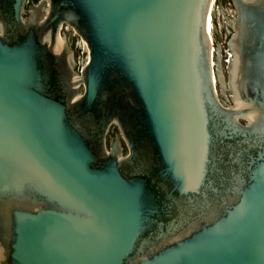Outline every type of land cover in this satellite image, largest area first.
I'll return each mask as SVG.
<instances>
[{
    "label": "water",
    "instance_id": "obj_1",
    "mask_svg": "<svg viewBox=\"0 0 264 264\" xmlns=\"http://www.w3.org/2000/svg\"><path fill=\"white\" fill-rule=\"evenodd\" d=\"M27 1L0 0V264H264V0H232L228 81L212 0Z\"/></svg>",
    "mask_w": 264,
    "mask_h": 264
},
{
    "label": "rangeland",
    "instance_id": "obj_2",
    "mask_svg": "<svg viewBox=\"0 0 264 264\" xmlns=\"http://www.w3.org/2000/svg\"><path fill=\"white\" fill-rule=\"evenodd\" d=\"M40 0H30L32 3H39ZM214 18V16H213ZM235 18V8L231 4L230 0H218V8L215 11V20L213 19L214 26H217V30L213 28L214 35V44L216 47V52H218V47L221 50V58H222V69L226 76V81L229 80V74L227 71L228 60L231 57V50H229V37L233 33V24ZM64 36L68 39L71 47H73L74 55L73 59L77 62L78 66H83L88 59V54L84 53V48L87 49L86 43L79 36H75V31L69 27L64 26ZM74 38L76 42L74 43ZM215 52V51H214ZM218 90L220 91V96L226 99L229 103L232 102L231 93L229 91H225L223 94L222 86L220 83L217 85ZM117 130L115 128L114 132ZM114 132H110V135H113ZM109 138V137H108Z\"/></svg>",
    "mask_w": 264,
    "mask_h": 264
},
{
    "label": "bare ground",
    "instance_id": "obj_3",
    "mask_svg": "<svg viewBox=\"0 0 264 264\" xmlns=\"http://www.w3.org/2000/svg\"><path fill=\"white\" fill-rule=\"evenodd\" d=\"M215 1H216V0H212V1H211V6H210V9H209V12H208V18H207V26H206L207 31L209 32V34H210V36H211L213 42H214L213 28L216 27V28H214V29L217 30V26H214V24H213V19H214L213 16H214V5H215ZM82 40H84V39H82ZM84 42L86 43V46H87V42H86L85 40H84ZM214 46H215V44H214ZM87 47H88V46H87ZM87 49H88V52H87V54H88V59L86 60V62L89 61V58H90V51H89L90 49H89V47H88ZM213 50L215 51V52H214V56H215V53H216V47H214ZM213 61H214V64H216V63H215V57H214ZM214 77H215V75H214ZM215 81H216V80H215Z\"/></svg>",
    "mask_w": 264,
    "mask_h": 264
},
{
    "label": "flooded vegetation",
    "instance_id": "obj_4",
    "mask_svg": "<svg viewBox=\"0 0 264 264\" xmlns=\"http://www.w3.org/2000/svg\"><path fill=\"white\" fill-rule=\"evenodd\" d=\"M40 2H41V0L39 1V3H40ZM230 2H231V4L233 5V7L235 8V18H234V24H235L236 18H237V16H238V11H237L236 7L234 6L232 0H230ZM29 3H32V2H30V0H28V1H27V5H26V8H28ZM34 4H35V3H34ZM37 4H38V3H37ZM234 24H233V33H234ZM231 36H232V35H231ZM231 36L229 37V40H230ZM115 128H117V130L114 132ZM110 132H114L113 135H110V136H115V135L119 134V128H118V127H114L113 129H111ZM123 143H124V142H123ZM124 145H125V143H124ZM125 146H126V145H125Z\"/></svg>",
    "mask_w": 264,
    "mask_h": 264
},
{
    "label": "built area",
    "instance_id": "obj_5",
    "mask_svg": "<svg viewBox=\"0 0 264 264\" xmlns=\"http://www.w3.org/2000/svg\"><path fill=\"white\" fill-rule=\"evenodd\" d=\"M217 8H218V0L215 1V5H214V20H215V11H216ZM85 52L87 53L88 52V49H85L84 48V53Z\"/></svg>",
    "mask_w": 264,
    "mask_h": 264
}]
</instances>
